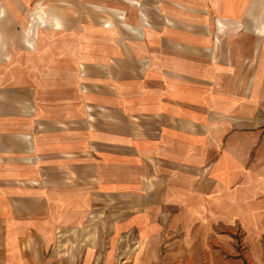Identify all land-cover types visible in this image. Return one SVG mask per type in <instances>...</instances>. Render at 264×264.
<instances>
[{
    "label": "crops",
    "instance_id": "crops-1",
    "mask_svg": "<svg viewBox=\"0 0 264 264\" xmlns=\"http://www.w3.org/2000/svg\"><path fill=\"white\" fill-rule=\"evenodd\" d=\"M40 4L0 59V264H97L101 228L128 264L264 256V0Z\"/></svg>",
    "mask_w": 264,
    "mask_h": 264
},
{
    "label": "rangeland",
    "instance_id": "rangeland-1",
    "mask_svg": "<svg viewBox=\"0 0 264 264\" xmlns=\"http://www.w3.org/2000/svg\"><path fill=\"white\" fill-rule=\"evenodd\" d=\"M6 1V0H4ZM4 8V9H3ZM57 8H60L58 6ZM21 16L22 20L20 22H12L10 19L0 20V32L3 36L0 37V44H2V40H4V44L2 45L3 52L0 53V59L9 57L11 54L8 53L13 49V47L17 44H21L25 47H31L32 41L36 32L40 29L44 28V18H45V5L40 4V0H38L37 4L31 5L30 8L27 6L25 9L22 7ZM0 11H6V13H1V16L9 13L10 15H15L16 10L10 5L6 4L2 6ZM53 12L56 13V8H53ZM56 24V22H55ZM6 51V52H5ZM5 52V53H4ZM100 216L94 218L93 214L89 217V223L92 224L94 222L93 219H98L102 217ZM96 222V220H95ZM93 229L86 230L87 237H92ZM114 234H109V230L106 228L100 229V238L99 244L95 243L94 249L99 252V260L97 264H128L130 260V252L133 249L132 239L131 237H125V230H120L117 228ZM96 237V234H95ZM76 232H71L70 234H61L56 233L54 235V250L57 252H71L78 251L82 248V245H79L77 242ZM96 242V239H95ZM92 245L88 246L93 247ZM240 248V247H239ZM245 253L248 252L249 248L244 246ZM262 249L264 251V243H262ZM214 259L211 256H196V260L194 263L196 264H218V260H230L235 259L238 260V264H264V256H216ZM193 264V262H191ZM44 264H48L45 262Z\"/></svg>",
    "mask_w": 264,
    "mask_h": 264
}]
</instances>
